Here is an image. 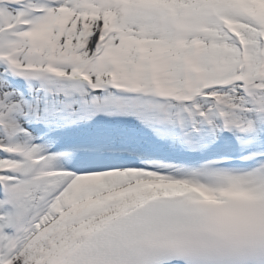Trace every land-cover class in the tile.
<instances>
[{
	"label": "snow or ice",
	"instance_id": "6c2138e0",
	"mask_svg": "<svg viewBox=\"0 0 264 264\" xmlns=\"http://www.w3.org/2000/svg\"><path fill=\"white\" fill-rule=\"evenodd\" d=\"M264 205V0H0V264L207 261L166 228Z\"/></svg>",
	"mask_w": 264,
	"mask_h": 264
},
{
	"label": "clouds",
	"instance_id": "9594fccd",
	"mask_svg": "<svg viewBox=\"0 0 264 264\" xmlns=\"http://www.w3.org/2000/svg\"><path fill=\"white\" fill-rule=\"evenodd\" d=\"M173 242L207 261L225 260L264 246V205L235 203L195 218L162 225Z\"/></svg>",
	"mask_w": 264,
	"mask_h": 264
}]
</instances>
